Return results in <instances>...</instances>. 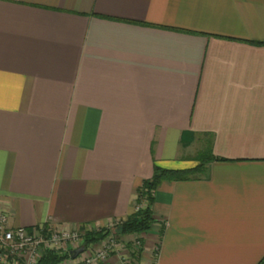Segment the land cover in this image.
<instances>
[{
	"label": "crops",
	"instance_id": "0c3cea01",
	"mask_svg": "<svg viewBox=\"0 0 264 264\" xmlns=\"http://www.w3.org/2000/svg\"><path fill=\"white\" fill-rule=\"evenodd\" d=\"M207 158L134 264H264V0H0L9 226H111Z\"/></svg>",
	"mask_w": 264,
	"mask_h": 264
},
{
	"label": "built area",
	"instance_id": "2783aa9c",
	"mask_svg": "<svg viewBox=\"0 0 264 264\" xmlns=\"http://www.w3.org/2000/svg\"><path fill=\"white\" fill-rule=\"evenodd\" d=\"M83 226L87 228L92 227L86 225H69L48 229L42 224L30 229L24 226L13 227L8 225V215L6 212L0 211V261L6 259V263L0 262V264H39L46 251H54L53 253L60 255L56 250L59 246L58 244L60 242L77 239L79 229L81 230ZM133 244L136 250H139L141 237L137 236L133 240ZM71 251L70 249V255ZM111 252H113V249L110 251L106 249L94 254L90 253L87 256L78 254L76 257L71 256L68 261L71 262L69 264H96V262H106ZM124 259L128 260L119 264H134L136 262V257L131 255V252Z\"/></svg>",
	"mask_w": 264,
	"mask_h": 264
},
{
	"label": "rangeland",
	"instance_id": "374dc122",
	"mask_svg": "<svg viewBox=\"0 0 264 264\" xmlns=\"http://www.w3.org/2000/svg\"><path fill=\"white\" fill-rule=\"evenodd\" d=\"M145 199H147V196L144 195L137 196V203H136L137 207L135 208L136 209L135 211H137V209L139 208L138 206L139 202L141 203V201L143 202V200ZM128 217L129 216L125 218H120L115 221V224L111 226H107L105 228L102 227L87 228L83 226L81 230L79 229L78 232L79 236L77 237V239L66 242H60L58 244L59 246L56 248V250L58 253H60V255L59 254L57 255L62 257V259L58 261V263H63V264L71 263L68 261V259L71 258L70 249L74 250L81 247H85L84 251L80 253L81 256H87L90 253L94 254L96 252H100L106 249H108L109 251L113 249V252H111L110 255H108L109 259L106 262H100V263L96 262V264H117V263L119 264L121 262L122 263L126 262L128 259L125 260L124 258L128 256L130 253L129 252L130 243H133V240L137 236L141 237L140 233L138 232H134L130 234L122 233L121 227L126 223L125 221L128 220ZM95 236L98 238H96ZM5 260L6 259H2L0 262L6 263ZM39 264L41 263L39 262Z\"/></svg>",
	"mask_w": 264,
	"mask_h": 264
},
{
	"label": "trees",
	"instance_id": "16d2710c",
	"mask_svg": "<svg viewBox=\"0 0 264 264\" xmlns=\"http://www.w3.org/2000/svg\"><path fill=\"white\" fill-rule=\"evenodd\" d=\"M208 160H210V158H207V160L203 161L200 165H198L192 170L166 169L157 166L155 168L156 170L153 178L145 181L143 186L138 190L137 196L139 195L147 196L146 200L149 202V205L145 208H138L137 211H134L131 215H129L128 220L125 221L126 223L121 227L122 233H129V234L134 232L142 233L149 230L155 220L151 212L150 204L154 200V192L156 188L159 186V184L164 180L170 181V180L181 179L189 175H192L195 172H200L204 169L203 167L205 166ZM129 248L131 255L135 257L139 255L140 250H136L133 243H130ZM61 259L62 257H60L59 255L51 251H46L42 259L40 260V263L41 264H52L56 262L58 263V261H60Z\"/></svg>",
	"mask_w": 264,
	"mask_h": 264
},
{
	"label": "water",
	"instance_id": "95a60500",
	"mask_svg": "<svg viewBox=\"0 0 264 264\" xmlns=\"http://www.w3.org/2000/svg\"><path fill=\"white\" fill-rule=\"evenodd\" d=\"M85 247L77 248L71 251V256L76 257L78 254L84 251Z\"/></svg>",
	"mask_w": 264,
	"mask_h": 264
}]
</instances>
